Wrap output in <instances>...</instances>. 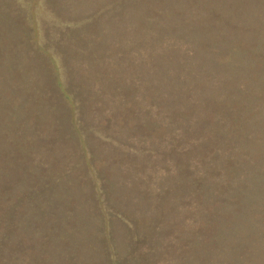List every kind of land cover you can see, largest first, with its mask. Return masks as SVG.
Instances as JSON below:
<instances>
[{"label":"trees","instance_id":"1","mask_svg":"<svg viewBox=\"0 0 264 264\" xmlns=\"http://www.w3.org/2000/svg\"><path fill=\"white\" fill-rule=\"evenodd\" d=\"M34 1L0 0V264H264L250 11Z\"/></svg>","mask_w":264,"mask_h":264},{"label":"rangeland","instance_id":"2","mask_svg":"<svg viewBox=\"0 0 264 264\" xmlns=\"http://www.w3.org/2000/svg\"><path fill=\"white\" fill-rule=\"evenodd\" d=\"M27 2H29V9L32 8V0H26ZM50 1V0H49ZM53 1V0H52ZM56 1V0H54ZM35 9L38 11H40L41 9L44 10V8L51 7L54 6L53 5H48L46 4L45 0H35ZM256 0H248L247 2L245 0H231V2L225 4V2H220L218 0H209L210 5H214L213 7L220 9V8H224L227 9L228 11H231V9L236 10L237 14H242V13H248L249 11V16H250V21L257 25L259 28H263L264 29V4H261V2H259V5H256ZM231 5V6H229ZM190 6V4H188L187 2V7ZM233 11V10H232ZM258 14V15H257ZM29 15V20H30V24L32 25H37V30H39V34H40V41H42V36H43V30L48 26V24H46V21L44 18H46V16L44 17L43 14H41V17L39 16V13L36 14V17L32 19L31 15ZM251 15L253 17H251ZM257 15V16H256ZM256 16V17H255ZM261 18H258V17ZM241 19V18H239ZM245 20V19H244ZM31 35L33 37V33L31 31ZM264 40V39H263ZM115 229L116 231L118 230H122V228L120 227V225H117V223H115ZM37 237V236H36ZM51 241H54V239H52ZM54 246V244L51 246H47L48 249L50 250L52 247Z\"/></svg>","mask_w":264,"mask_h":264}]
</instances>
